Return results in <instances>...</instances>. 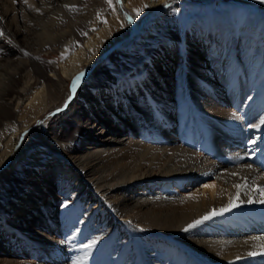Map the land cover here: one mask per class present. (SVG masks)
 Returning a JSON list of instances; mask_svg holds the SVG:
<instances>
[{
    "label": "bare ground",
    "instance_id": "1",
    "mask_svg": "<svg viewBox=\"0 0 264 264\" xmlns=\"http://www.w3.org/2000/svg\"><path fill=\"white\" fill-rule=\"evenodd\" d=\"M182 1L0 0L21 50L0 60V264H64L67 226L75 246L115 245L110 264H264V21L247 15L264 2ZM119 3L143 21L129 39ZM135 45L125 79L90 67ZM54 109L63 124L42 125Z\"/></svg>",
    "mask_w": 264,
    "mask_h": 264
},
{
    "label": "rangeland",
    "instance_id": "2",
    "mask_svg": "<svg viewBox=\"0 0 264 264\" xmlns=\"http://www.w3.org/2000/svg\"><path fill=\"white\" fill-rule=\"evenodd\" d=\"M19 2H21V4H23V5H25L24 4L25 3V0H19ZM119 2H121V0ZM182 2L183 3L186 2L185 4H187V1L186 0L185 1H182ZM119 4L124 9V10H122V9L121 10L124 11V15L123 16H124V19L126 21V31H125L126 32V35H125V38L129 39L131 37V35H133L135 32H139V30L143 27V21L141 20L142 18L136 19L135 16L128 9H126L125 7H123V4L122 3H119ZM187 5H189V4H187ZM254 5L252 4L253 7H251V8L249 7L248 8L247 15L250 16V17L262 18L263 21H264V6L261 7V6L257 5V4L255 6ZM34 7L37 9V12H34L32 8H28L27 7L28 10H29V12H27L26 15H27V20H30V22H31V19H33V17H35V18L36 17H40V16L45 15V13H46L45 10L42 11V9H40L39 6H34ZM35 8H34V10H35ZM195 8L197 9V13H196L197 14V17L195 19L196 20H200V19L205 18L204 17V13H203V8L201 6H198V5L195 6ZM229 9H230V3H226L225 4V7H223V8L222 7H220V8L217 7L216 8V5H212V4L210 5L211 15L212 16H215V17L227 16V11H229ZM31 10H32V12H31ZM187 16H189V15L187 14ZM126 17L127 18H130L131 22H129V20L126 19ZM30 22H29V25H33L34 22L33 23L32 22L30 23ZM217 26L220 27V25H217ZM255 26H258V25L256 24ZM203 27H206V26L203 25L202 28ZM148 29H149V32L150 33H153V34H156V35L159 36V34L157 33V28L154 27L153 25L152 26L150 25V27ZM263 29H264V26H263L262 30ZM0 30H1L0 32L3 33V36H0V60H3V62H4V60H6V58L7 59L14 58L16 55H18V52L21 51V50L18 47H16L18 44L16 45V42H14L15 40H13V38H11L10 35L6 34V31H5L4 27L3 28H0ZM152 42L153 43L150 44V46H152L154 44V39L152 40ZM11 49H13V51H15L16 54L13 57L11 56V58H8L11 55V54H9ZM23 51L25 53L30 52V50L28 48H26ZM150 51H152V49L149 50V53H150ZM111 52H109V54H111ZM19 54H21V53H19ZM22 55H23V53H22ZM111 55H112V60H108V58L106 57L107 55H106L105 57L100 58L99 61L94 62L93 64H91L90 67L93 68L95 66H98L99 65L98 63L103 62V60H105L107 62V65L108 66H113L114 68L117 65L121 66L120 67L121 76H123V78L125 79L126 78L125 77L126 74H125V72L123 70L122 65L123 64H130L131 63L130 65L135 66V68H137V70L140 71V70H143V68H144L143 67V61L147 57L145 53L141 52V49L139 48L138 45H135L134 47H132V49H129V50L128 49L127 50H121L120 48H118ZM42 58H44L43 61H44L45 64H53L54 62H58L60 60V50H58L57 53H55V54L54 53H51L49 55H42ZM23 59L28 60V57H25ZM102 75L103 74L101 73V71H98V73L96 74V80L101 79L102 78ZM71 86H72V81H68V85H66V92L67 93H70V96H69L68 99H70V97L72 96V92H70ZM189 108H187L186 111H185V113L186 112L187 113L186 114L184 113V117L185 118H187L188 116H190V115L193 114L192 108H191V110ZM51 111L52 112H50V113H48V114H46L44 116L43 121H42V125L47 124V126H48L49 123L53 122V128H58L59 126H61L63 124V120L64 119L61 116H59V114H60L59 113L60 112L59 110H55L54 109V110H51ZM190 122L191 123H189L187 125L188 127L186 126L185 128H187V131L190 129L188 132H190V133L193 132V134H194V130H197L198 127L196 126V124L194 122L193 123H192V121H190ZM195 126H196V128H195ZM197 132L199 133L198 130H197ZM25 173H26V171L24 169V171H22V173H21V176H19V177L17 176L16 177V181H20L21 183L24 182ZM198 182L199 183L201 182L200 179L199 180H196V183H198ZM11 195H14V194L11 192ZM56 197L60 199V197L61 198L62 197H65V195L61 193L60 195L57 194ZM45 199H46L45 197L42 198V205L44 204V201L43 200H45ZM5 204H6V200L2 199L0 206H3L4 207ZM66 228H67V231H65V233H64V236H63V239H62V243H63L62 245L65 246V248H64L63 251H67V254L66 255L71 260L70 261L68 260V262H66V259L65 258H67V256H65V258L63 259L65 261L64 264H73V261H76V264H104V263L105 264H110V261L111 260L107 259V257L109 256V254L111 252L110 250L113 247H115V245L110 244L109 241H105L104 243L102 242L103 245L102 244H99V247L94 246V248H93V246L91 248L84 247V245H86V242H85V244L82 243V244H79V245L75 246L76 242L79 241L78 239L76 241V238H78V236L77 235H72L73 238H71L70 232L72 230L69 229L70 226L69 227L67 226ZM66 238H68V240L65 241ZM112 239L114 240V236H112ZM87 240H89V239H87ZM117 244H118V242H116V245ZM134 245L135 244H132V246L130 247L129 244H126V246L124 248H126V250L127 249L128 250L135 249L136 248V245L135 246ZM66 246H69V248H66ZM78 261H79V263H78Z\"/></svg>",
    "mask_w": 264,
    "mask_h": 264
},
{
    "label": "snow or ice",
    "instance_id": "3",
    "mask_svg": "<svg viewBox=\"0 0 264 264\" xmlns=\"http://www.w3.org/2000/svg\"><path fill=\"white\" fill-rule=\"evenodd\" d=\"M106 2L111 4V0H106ZM117 2H119V0H117ZM262 2H264V0H262ZM25 3H27V0H25ZM165 6H167V5H165ZM145 7H147V5H145ZM136 14L137 15L140 14V10L139 9L136 10ZM126 19H128L129 22H131L130 18L126 17ZM2 35H3V33L0 32V36H2ZM25 55H27V53H25ZM82 75H83V73L80 74V76H82ZM80 76H77L75 79L79 80ZM74 88H75V83L73 84V89ZM260 123L264 124V118L261 119ZM253 127H258V125H254ZM253 143H254V141H253ZM237 187H239V185H237ZM258 191L264 192V189H258ZM262 202H264V201H262ZM217 214H220V213H217ZM204 219H211V216H206V217H204ZM201 223H203V220H197L193 224H190V225H188V227L184 228L183 231L187 232L190 228H194L197 224H201ZM96 242H97L96 240H93L90 244L84 245V247L91 248L93 245H95ZM248 255L251 256V255H254V253L249 252ZM73 264H76V262L73 261Z\"/></svg>",
    "mask_w": 264,
    "mask_h": 264
}]
</instances>
